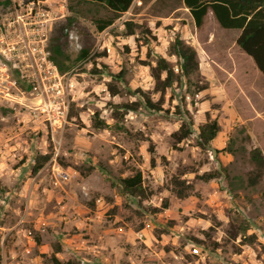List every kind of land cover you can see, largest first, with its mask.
I'll return each instance as SVG.
<instances>
[{
	"label": "rangeland",
	"instance_id": "obj_1",
	"mask_svg": "<svg viewBox=\"0 0 264 264\" xmlns=\"http://www.w3.org/2000/svg\"><path fill=\"white\" fill-rule=\"evenodd\" d=\"M50 2L64 9L50 49L73 101L57 131L0 105V264H264L262 185L247 183L250 150L264 154V77L236 45L240 31L211 11L196 27L181 0H134L102 31V7ZM176 34L196 49L198 69L176 78L163 110H125L135 89L158 99V55L178 72L168 53ZM82 46L89 54L77 59ZM214 118L220 131L200 148L199 128ZM189 120L192 134L177 144L171 134ZM136 171L142 184L130 192L122 179Z\"/></svg>",
	"mask_w": 264,
	"mask_h": 264
},
{
	"label": "trees",
	"instance_id": "obj_2",
	"mask_svg": "<svg viewBox=\"0 0 264 264\" xmlns=\"http://www.w3.org/2000/svg\"><path fill=\"white\" fill-rule=\"evenodd\" d=\"M74 2L86 1L93 5H98L105 9L107 16L95 18V27L97 31L104 30L111 25L113 19L119 14L126 12L134 0H69ZM9 0L3 3L6 5ZM184 7L188 10L196 27H200L204 22V17L211 11L213 18L222 28L238 29L240 32L236 38V45L254 62L259 72L264 77V0H181ZM71 8V5H70ZM127 34H134L132 22H127ZM54 53L61 55L62 50L59 46L54 47ZM169 55H173L177 59L178 72H174L173 64L165 57L158 55L155 65H150V74L154 80V91L158 94V99L153 100L150 95L135 89L139 97L135 101L124 103L121 107L125 110H137L140 106H144L148 110L161 111L164 103V96L168 88H172L173 82L178 77L187 76L198 69L197 51L186 44L179 34H176L173 41L168 47ZM89 54V48L82 46L76 58H85ZM60 71H64L63 67L58 66ZM111 94L117 92L116 88L108 86ZM192 121L182 122L177 130L172 132L171 136L177 144L183 142L192 134ZM220 126L216 118L206 121L200 126L197 145L206 149L210 142L217 136ZM175 146V145H173ZM249 161L251 169L247 173V183L250 187L261 184V196L264 199V154L257 147L252 148L249 152ZM41 168V163L34 167V171ZM219 172L203 173L199 177L207 181L216 178ZM172 181L176 188L178 197L187 195L186 191L181 190L184 182L178 178ZM123 186L130 192L138 191L142 184V173L136 171L134 175L122 179ZM166 206V202L163 205ZM38 242L39 237L36 236ZM55 264H64L56 257L52 256ZM65 264H70L69 262Z\"/></svg>",
	"mask_w": 264,
	"mask_h": 264
},
{
	"label": "built area",
	"instance_id": "obj_3",
	"mask_svg": "<svg viewBox=\"0 0 264 264\" xmlns=\"http://www.w3.org/2000/svg\"><path fill=\"white\" fill-rule=\"evenodd\" d=\"M4 2L0 0V105L19 107L57 131L67 122L73 101L72 83L64 81L50 49L64 9L55 8L50 0ZM63 31L69 43L76 42L73 30Z\"/></svg>",
	"mask_w": 264,
	"mask_h": 264
}]
</instances>
